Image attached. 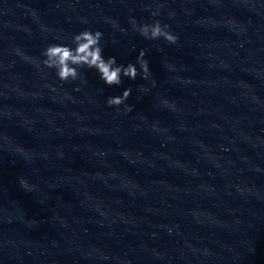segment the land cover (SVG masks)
I'll use <instances>...</instances> for the list:
<instances>
[{
	"label": "clouds",
	"instance_id": "obj_1",
	"mask_svg": "<svg viewBox=\"0 0 264 264\" xmlns=\"http://www.w3.org/2000/svg\"><path fill=\"white\" fill-rule=\"evenodd\" d=\"M152 15H159V9L152 12ZM174 15L175 13L173 12L169 13L170 17ZM129 23L145 39L157 40L163 38L169 44H176L178 41V36L170 32V25H162L159 20L151 24H138L135 18H130ZM121 31H125V29H121ZM102 36L103 34L100 31L92 32L87 29L83 30L72 37V45L74 47L60 44L47 46L41 53L44 59L40 63L47 69H54L57 78L61 82L80 79V70L82 68L95 69L99 78L109 87L120 86L122 77L135 80L139 74H142V77L145 79L149 76L150 70L148 61L144 58L146 55L144 50H141L137 56V64H139L138 71L136 64L128 63L126 66L117 64L115 56H110L105 59L100 44ZM26 58L31 59L30 57ZM76 90L78 91L79 89L77 88ZM131 91V88H127L119 96L108 97L106 100L107 106L119 108L120 105L125 104ZM164 103H167V101H164ZM125 111L131 112L132 106L125 104ZM20 184L22 186H28V181L21 178Z\"/></svg>",
	"mask_w": 264,
	"mask_h": 264
}]
</instances>
